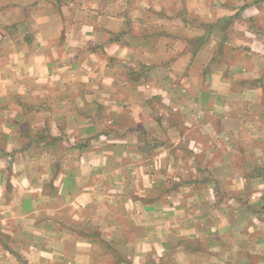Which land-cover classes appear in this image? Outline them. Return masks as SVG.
I'll return each instance as SVG.
<instances>
[{
  "label": "crops",
  "instance_id": "0c3cea01",
  "mask_svg": "<svg viewBox=\"0 0 264 264\" xmlns=\"http://www.w3.org/2000/svg\"><path fill=\"white\" fill-rule=\"evenodd\" d=\"M172 8L13 3L0 30V264H264V128L229 109L251 92L209 67L215 40L188 48Z\"/></svg>",
  "mask_w": 264,
  "mask_h": 264
},
{
  "label": "rangeland",
  "instance_id": "374dc122",
  "mask_svg": "<svg viewBox=\"0 0 264 264\" xmlns=\"http://www.w3.org/2000/svg\"><path fill=\"white\" fill-rule=\"evenodd\" d=\"M164 1L173 6L172 17L187 21L185 32L192 34H186L184 39L187 40L189 49L194 51L200 48V43L206 38L215 40V56L209 67L221 70L224 79L231 82L233 91L244 94L245 91L251 92L246 100L231 103L229 109L235 111L237 117H258V123L251 119L253 125L256 123L258 128H264V0ZM15 2L16 0H0V30L5 19L9 18L10 8ZM242 5H245L246 10L237 18L235 13ZM187 6L188 13L185 11ZM199 14H204L209 23L202 20ZM178 27L184 30L183 27ZM235 76L239 78L233 80L232 77ZM194 81H197L196 77ZM4 112H0V117ZM84 112L102 117V114H107V109L100 105H87L83 107V114ZM179 115L178 117H189L187 113ZM261 144H264V139ZM261 254L263 251L257 255L259 261L262 259Z\"/></svg>",
  "mask_w": 264,
  "mask_h": 264
},
{
  "label": "trees",
  "instance_id": "16d2710c",
  "mask_svg": "<svg viewBox=\"0 0 264 264\" xmlns=\"http://www.w3.org/2000/svg\"><path fill=\"white\" fill-rule=\"evenodd\" d=\"M245 10H246L245 5H242V6L236 11L235 16H236L237 18H239L240 15H241V13H242L243 11H245ZM6 28H7V27H6ZM203 42H205V41L202 40V42L200 43L201 45H200L199 47L202 46ZM197 50H199V48H198V49H195L194 51L196 52Z\"/></svg>",
  "mask_w": 264,
  "mask_h": 264
}]
</instances>
